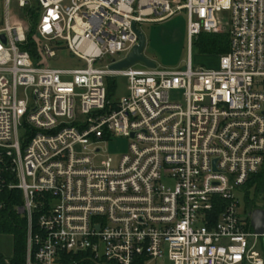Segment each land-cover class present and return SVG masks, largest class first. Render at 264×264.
I'll use <instances>...</instances> for the list:
<instances>
[{"label":"built area","instance_id":"1","mask_svg":"<svg viewBox=\"0 0 264 264\" xmlns=\"http://www.w3.org/2000/svg\"><path fill=\"white\" fill-rule=\"evenodd\" d=\"M17 2L40 17L34 55L29 26L0 27V212L15 202L25 221V264L81 252L98 264H264L256 208L238 213L264 165V0ZM179 10L186 68L112 67L139 44L135 26ZM201 33L229 35L215 68L193 67ZM64 49L83 65L48 67ZM117 76L129 91L112 100ZM116 138L126 150L109 149Z\"/></svg>","mask_w":264,"mask_h":264},{"label":"rangeland","instance_id":"2","mask_svg":"<svg viewBox=\"0 0 264 264\" xmlns=\"http://www.w3.org/2000/svg\"><path fill=\"white\" fill-rule=\"evenodd\" d=\"M68 2V0H67ZM27 13H25L18 5L17 0H11L7 3L6 0H0V27L9 20L12 24H22L25 27L29 26L27 20ZM187 14L185 10L177 11L173 16L159 22H144L139 24L140 30L146 38L144 55L153 60L156 66L161 69H184L187 66L189 58V45L187 36ZM125 53L115 56V58L125 57ZM191 61L193 67L215 68L218 64V59L215 55L201 54L194 43L190 51ZM109 59L106 58L103 64H108ZM46 65L56 69H74L81 67L83 61L71 55V53L64 49L58 52L55 57L45 60ZM136 68H144L142 62L135 63ZM115 87L111 91V99L118 100L128 94L129 81L125 76H117L114 78ZM20 97L23 92H18ZM20 138H24L25 132L20 129ZM127 140L123 138H116L111 141L109 149L112 150H126ZM240 208L238 213L245 214L247 204L244 196L239 194ZM257 205L264 208V195L260 196ZM15 238L11 233L0 232V255L6 259H11L14 254ZM161 264H173L167 258L163 259Z\"/></svg>","mask_w":264,"mask_h":264},{"label":"trees","instance_id":"3","mask_svg":"<svg viewBox=\"0 0 264 264\" xmlns=\"http://www.w3.org/2000/svg\"><path fill=\"white\" fill-rule=\"evenodd\" d=\"M29 21V42L24 48L29 50L34 55V46L31 41V36L35 32L36 25L39 21V10L37 8H25ZM198 52L201 54L218 56L229 50V35L226 33H201L194 41ZM193 43V45H194ZM115 87L114 79L108 80V94L111 96V91ZM242 195L245 198L247 208H257V201L260 196L264 195V165L255 174L249 177L247 182L242 186ZM19 194V192H18ZM19 203V202H18ZM15 202L10 203L9 207L0 212V232L11 233L14 235V254L11 258V264H25V248H26V231L25 221L16 214L12 207ZM60 264H98L89 253H64L61 256Z\"/></svg>","mask_w":264,"mask_h":264},{"label":"water","instance_id":"4","mask_svg":"<svg viewBox=\"0 0 264 264\" xmlns=\"http://www.w3.org/2000/svg\"><path fill=\"white\" fill-rule=\"evenodd\" d=\"M135 29L139 36V44L135 46L134 50L127 56L126 59L112 65L113 68L121 69V68L128 67L130 65H133L137 62H142L147 67H150V68H154L156 66V63L153 60L147 58L143 53L145 43H146L145 35L140 29L136 28V26H135ZM1 38H3L4 40L5 35L1 34ZM251 222H252L254 229L258 233H263L264 232V209L262 208L254 209L251 212Z\"/></svg>","mask_w":264,"mask_h":264}]
</instances>
